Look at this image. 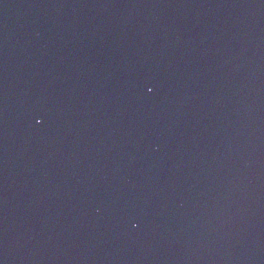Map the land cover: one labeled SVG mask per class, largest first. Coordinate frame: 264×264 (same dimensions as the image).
I'll return each mask as SVG.
<instances>
[{"label": "water", "instance_id": "95a60500", "mask_svg": "<svg viewBox=\"0 0 264 264\" xmlns=\"http://www.w3.org/2000/svg\"><path fill=\"white\" fill-rule=\"evenodd\" d=\"M0 264H264V0H105L0 137Z\"/></svg>", "mask_w": 264, "mask_h": 264}]
</instances>
